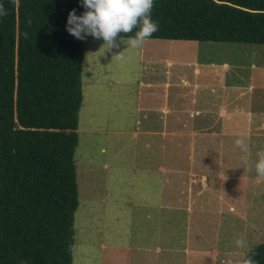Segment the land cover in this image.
<instances>
[{
    "label": "rangeland",
    "instance_id": "1",
    "mask_svg": "<svg viewBox=\"0 0 264 264\" xmlns=\"http://www.w3.org/2000/svg\"><path fill=\"white\" fill-rule=\"evenodd\" d=\"M102 44L84 41L72 264H241L237 238L250 249L264 243V179L243 163L264 151V133L238 135L247 152L232 135L187 138L171 108L157 116L164 109L146 96L152 83L167 92L181 72L177 61L193 59L226 63L231 93L237 77L249 84L251 60L264 63V45L146 39L135 49L118 41L99 55ZM256 102L253 112L264 106Z\"/></svg>",
    "mask_w": 264,
    "mask_h": 264
},
{
    "label": "trees",
    "instance_id": "2",
    "mask_svg": "<svg viewBox=\"0 0 264 264\" xmlns=\"http://www.w3.org/2000/svg\"><path fill=\"white\" fill-rule=\"evenodd\" d=\"M0 4V264H72L85 39L65 24L69 10L85 9ZM151 19L150 40L264 45V0H154ZM250 250L264 264V243Z\"/></svg>",
    "mask_w": 264,
    "mask_h": 264
},
{
    "label": "crops",
    "instance_id": "3",
    "mask_svg": "<svg viewBox=\"0 0 264 264\" xmlns=\"http://www.w3.org/2000/svg\"><path fill=\"white\" fill-rule=\"evenodd\" d=\"M254 55L256 56V53ZM177 64H182L180 65L182 73L179 72L178 79L168 86L167 92L162 86L152 83L157 86L156 90L146 96L152 106L164 109L155 112L157 116H161L162 112L171 108L172 114L174 113L172 123L178 126L176 130L187 135L185 136L187 138L189 135L191 138H204L208 142L228 138L231 135L236 139L241 138L238 135L241 136L243 132L264 133V106L258 112L249 109L255 101L264 104V63L256 64L255 60H251L250 66L245 69L249 84L245 86V81L237 77L240 85L232 86L228 91L231 93H227L224 88V77L233 74L227 72L226 63L207 62L202 66L200 64L203 63L193 59L177 61ZM243 69V66L239 67L240 72ZM260 70H262L260 74L262 77H257L255 72ZM169 71L174 74L173 66L172 70L170 68L168 70V74L171 75ZM202 74L206 83H199L198 77ZM169 78L167 77V85ZM254 92H258V95L254 96ZM226 115L227 118H224ZM160 119L158 117V120ZM161 132L165 133L162 125Z\"/></svg>",
    "mask_w": 264,
    "mask_h": 264
},
{
    "label": "clouds",
    "instance_id": "4",
    "mask_svg": "<svg viewBox=\"0 0 264 264\" xmlns=\"http://www.w3.org/2000/svg\"><path fill=\"white\" fill-rule=\"evenodd\" d=\"M78 2L85 11L77 15L75 9L69 10L65 29L79 40H84L88 36L102 39L103 44L99 48L102 51L99 55L118 47V41L128 47L139 48L143 41L157 31L158 25L151 19L154 0H78ZM5 15L7 9L0 4V17ZM133 29H136L134 35L128 36L126 40L122 38L121 34L131 33ZM120 58L117 56V59ZM235 144L247 152V145L243 139L237 138ZM243 163L250 170H254L258 178L264 179V151H258L254 161L250 162L245 158ZM235 245L246 250L241 255V264H257L255 253L250 250L244 239L237 238ZM227 264H231V261Z\"/></svg>",
    "mask_w": 264,
    "mask_h": 264
},
{
    "label": "bare ground",
    "instance_id": "5",
    "mask_svg": "<svg viewBox=\"0 0 264 264\" xmlns=\"http://www.w3.org/2000/svg\"><path fill=\"white\" fill-rule=\"evenodd\" d=\"M218 262V261H217Z\"/></svg>",
    "mask_w": 264,
    "mask_h": 264
}]
</instances>
